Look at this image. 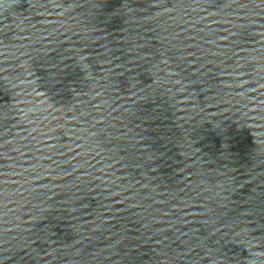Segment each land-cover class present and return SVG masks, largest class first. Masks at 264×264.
<instances>
[{
  "label": "water",
  "instance_id": "water-1",
  "mask_svg": "<svg viewBox=\"0 0 264 264\" xmlns=\"http://www.w3.org/2000/svg\"><path fill=\"white\" fill-rule=\"evenodd\" d=\"M0 264H264V0H0Z\"/></svg>",
  "mask_w": 264,
  "mask_h": 264
}]
</instances>
